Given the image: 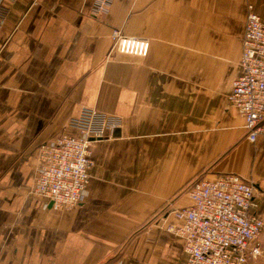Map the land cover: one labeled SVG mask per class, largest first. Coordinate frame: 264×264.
<instances>
[{
	"label": "crops",
	"instance_id": "0c3cea01",
	"mask_svg": "<svg viewBox=\"0 0 264 264\" xmlns=\"http://www.w3.org/2000/svg\"><path fill=\"white\" fill-rule=\"evenodd\" d=\"M91 3L0 0V264H185L171 211L222 173L254 184L264 221V120L250 141L229 100L248 6L264 18V0H113L102 19ZM112 28L146 55L115 50ZM82 107L117 117L119 135L91 143L80 202L55 209L33 192L38 148L79 136Z\"/></svg>",
	"mask_w": 264,
	"mask_h": 264
},
{
	"label": "built area",
	"instance_id": "2783aa9c",
	"mask_svg": "<svg viewBox=\"0 0 264 264\" xmlns=\"http://www.w3.org/2000/svg\"><path fill=\"white\" fill-rule=\"evenodd\" d=\"M113 0H92L90 15L102 19ZM1 8V6H0ZM113 47L121 53L146 55V40L129 38L112 28ZM241 74L232 82L229 100L244 119L247 138L255 141L264 120V18L248 6L240 59ZM79 136L62 133L38 148L33 192L55 209L72 208L82 197L93 165L91 143L119 126L115 116L82 107L69 120ZM257 190L236 173L195 180L187 190L190 203L171 213L173 232L184 241L185 264H253L264 253L258 238L262 218L251 212Z\"/></svg>",
	"mask_w": 264,
	"mask_h": 264
},
{
	"label": "trees",
	"instance_id": "16d2710c",
	"mask_svg": "<svg viewBox=\"0 0 264 264\" xmlns=\"http://www.w3.org/2000/svg\"><path fill=\"white\" fill-rule=\"evenodd\" d=\"M120 253L114 255V257L110 258L105 264H116L120 259Z\"/></svg>",
	"mask_w": 264,
	"mask_h": 264
},
{
	"label": "water",
	"instance_id": "95a60500",
	"mask_svg": "<svg viewBox=\"0 0 264 264\" xmlns=\"http://www.w3.org/2000/svg\"><path fill=\"white\" fill-rule=\"evenodd\" d=\"M119 135V128H115L113 131H112V136H118Z\"/></svg>",
	"mask_w": 264,
	"mask_h": 264
}]
</instances>
